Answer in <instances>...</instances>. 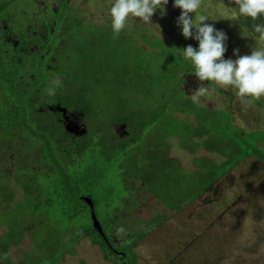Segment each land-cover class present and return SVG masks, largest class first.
<instances>
[{
    "label": "rangeland",
    "instance_id": "1",
    "mask_svg": "<svg viewBox=\"0 0 264 264\" xmlns=\"http://www.w3.org/2000/svg\"><path fill=\"white\" fill-rule=\"evenodd\" d=\"M76 1L66 0V3L70 4ZM87 1L88 5L94 9H100L101 4L104 9L105 2L109 7L113 3V0ZM169 1L173 6L174 0ZM58 3L62 5L65 2L58 0ZM223 5L227 8H237V5L230 0H203L198 12L190 14L193 17L199 14L207 15L209 20L205 23L213 25L217 30L223 31L227 35V51L223 59H237L238 57L233 55L234 50L237 49L239 55L243 56L251 55L253 47H264V42L249 34L253 23L251 18L247 20L238 18L234 12H230ZM108 10L110 12V9ZM166 11L165 9V14L162 16L155 12L152 17V25H150L151 29H156L155 25H159L160 30L168 31L167 38L177 34L182 35V27H175L177 22H173L172 19L168 20ZM174 14L179 18L181 10L174 7ZM50 16L51 18L55 17L53 14ZM15 20L20 21V18ZM256 22L264 23V16L258 18ZM137 23H139L138 20ZM129 24L127 27L131 26ZM58 25L59 21L56 26ZM192 31L194 32V29ZM130 32L127 29L125 35ZM55 33H58L57 30ZM117 41H127V44L131 46L132 56L138 60H141L145 54L149 64L157 72H168L173 75L174 69L179 71L183 69L185 72L189 70L187 60L180 57L176 50L181 49V44L176 46L164 43L165 46L161 47L160 45L153 53H147L143 50L140 52L141 49L137 47L131 37L124 39L121 36ZM152 45L156 44L152 43ZM133 46L136 50H133ZM68 48V54L76 52V50ZM2 50L3 46L0 45V107H3L4 101L6 102L10 97L13 99L11 103L15 107L25 108L27 99L31 98V95L34 96L33 92L37 90V87L46 82L45 76H41L37 71L28 70L25 73V80L29 85L25 87V91H28L25 93L19 92L21 91L18 90L19 87L14 86L15 83L24 86V82L14 72L13 82L10 80L11 86L10 82L3 85L1 70L7 71L5 65L8 60L2 54ZM112 50L105 52L104 41L96 46V51L103 52L106 56L109 55L116 66L122 67L126 61L125 55L118 54L117 51L112 55ZM129 54L127 52L126 55L129 56ZM167 57L171 60V64L169 61L167 63ZM66 67L68 71L70 70L66 77L75 82V94L86 89L88 95L91 82L84 77V73L86 75L92 73L78 60V57L70 59ZM12 70L23 71L21 65L18 64L12 65ZM126 71L130 72L127 77L109 74L104 85L94 86V90L90 91L89 102L82 103L81 108L88 113L91 123H98L96 119L99 116L105 121L104 124L91 126L93 134L102 130L99 127L106 126L108 122H130L136 127L131 138H133V134L138 135L135 143L124 140L121 145L117 142L102 144L96 141L101 137V134L98 133L93 136L95 139L90 143L89 148L85 152L82 151L81 156L74 157L72 164H67L63 156L57 155L59 167L55 168V171L48 176L33 175V183H28L29 186H26L25 181L28 176V173L25 175L24 172L25 164H17L18 159H14V167H9L10 154H4V156L1 152L0 195L3 187L6 193L11 194V202L1 206V208H6L1 214H7L14 220H17L18 217H24L26 220L25 224L22 222V226L26 227L25 231L21 227L20 229L16 228V231H20V233H12L15 242L19 238L21 239L16 247L11 246L8 249L10 258L8 260H12L16 264H116L114 256L109 257L110 263L104 260L98 247L90 244L94 241L99 242L100 238L96 236L98 232L92 228L90 208L81 199L86 197L93 202L96 217L102 228L108 232L111 230L108 222L110 211L116 207L121 209L122 214L124 213L121 199L129 200L132 205L146 201L152 210L142 208L141 216H148V221L155 226H159L161 221L162 227L155 232L156 235L153 236L151 244L146 240L139 242L135 247V254L143 261L138 264H264V162L253 156L249 157L248 154L254 153L252 148L248 149L249 151L244 149L248 153L249 159L241 161V164L230 172L226 173L225 170H221L224 167L228 168V165L220 166V163L225 159L217 155L209 156L215 160H207L206 153L208 151H204L201 139L204 135L196 136L194 133L189 136L188 140L183 139L185 132L183 121L173 118L169 126H166L165 115L157 114L161 107L173 109L175 96L169 98L167 93L162 90L165 92L164 98H169V100L158 105L156 102L165 100L159 98L162 96L161 92H148V89L142 87L144 84L142 80L138 82L144 93L137 91L138 89L128 80L133 81L139 77L140 68L138 66L129 67ZM171 79L173 80V77ZM168 80L172 83L171 86H175V81ZM123 84L125 86H122ZM218 87L232 94L231 110L235 111L233 118L235 114L243 115V113L246 115L252 113L257 117L256 122L250 124L240 117L233 119L235 128L245 135L248 130L249 135L238 136L228 133L225 136H231L232 142L246 148L253 145L257 147L256 143H260V147L257 148L264 152V96L254 100L251 105H247L241 103L237 91L231 86ZM30 92L32 94H29ZM117 92H122V94L119 96L114 94ZM41 93L46 94L48 91L41 88ZM75 98L78 97L75 96ZM114 98L128 100V104L122 108L121 103L113 101ZM134 101L152 102H138L137 105H134L132 104ZM203 102L208 107L215 109L225 108L223 107L225 103L217 92L201 97L198 106H201ZM136 108L137 116L134 111ZM231 110H219L222 111V114L218 118H224L222 131L227 128L226 123ZM20 113L22 114V112ZM5 115L6 113L0 115V118ZM186 116L192 123L189 114ZM9 119L11 117H8L0 125V132L7 136V139L2 143V134H0V149L17 147L16 139L12 134L14 130L12 122L7 124ZM20 120L16 118L14 126ZM139 127L140 131H138ZM148 127H151L152 138L167 140L166 144L158 143L156 146L169 147L171 149L170 159L173 161L163 160L165 149L153 150L155 154L159 155L158 159H152V162L146 159V151L150 147V142L147 143L146 138H150L151 133ZM107 128L104 127V130ZM204 128L209 129L207 124ZM19 135L24 137L22 129H19ZM182 144H187L188 147H183ZM152 149L154 148L152 147ZM19 151L15 152L14 158L18 157ZM133 154L144 156L137 162L141 178L135 175ZM230 154L231 160H239L238 153L230 151ZM259 154L264 155L262 152ZM50 161L51 159L45 152L38 156L39 171H44L45 166L49 167ZM181 165L186 169H182ZM2 168H5V171ZM123 169L132 172V178H135L134 181L137 182V185L128 182L126 176H123ZM209 174H213V177L221 174L223 177L219 178L215 184H211L209 183L211 177ZM141 182L145 183L141 184ZM70 186L74 187V191ZM139 188L144 189L151 196L147 193H144L146 198L142 197V194L138 196V192L141 190ZM200 194L201 196L195 200V197ZM2 198L3 196L0 197V202ZM185 205H188L186 209ZM121 220L122 217L118 219V223ZM4 231L7 232L5 226H2L0 235H3ZM8 234L11 235L10 232ZM21 234L22 236H20ZM4 235L7 234L4 233ZM138 237L135 236L132 242L137 241ZM125 248H129V246L126 245ZM165 248L173 250H168V257L164 256ZM182 254L184 255L183 259ZM129 258L132 260L130 255Z\"/></svg>",
    "mask_w": 264,
    "mask_h": 264
},
{
    "label": "flooded vegetation",
    "instance_id": "2",
    "mask_svg": "<svg viewBox=\"0 0 264 264\" xmlns=\"http://www.w3.org/2000/svg\"><path fill=\"white\" fill-rule=\"evenodd\" d=\"M64 2L65 3L60 5L58 0H0V45L3 46L2 54L5 55L8 60L5 65L7 71L3 72L1 70L3 85L9 83L10 80L13 82L14 72L16 76L24 82V86L17 83H15L14 86L19 87L18 90H21L19 91L21 93L28 92L25 91V87L29 85L25 80V73H27L28 70L37 71L41 76H45L46 81L43 85L37 87V90L33 92L34 96L31 95V98L29 97L27 99L25 108L19 106L15 107L14 104L11 103L13 99L10 97H8L9 99L6 100V102L4 101L3 107H0V115L6 113L4 117L0 118V125L8 117H11L7 124L12 122L14 128L12 134L17 142V147L0 149V154L1 152H3V155L10 154V160L8 159L10 161L9 167H14V159H18L16 161L17 164H25V175L28 173L27 178H25L27 183L26 186H29L28 183H33V175L48 176L50 173L54 172L55 168L57 169V167H59L56 159L57 155L63 156L67 164H72L74 157L81 156L82 151L85 152L93 139H95L93 136L98 133L101 134V137L96 139V141L102 144L105 142H117L121 145L124 140L128 142L133 141L135 143L138 135L133 134L134 136L131 138V134L133 132L135 133L134 130L136 127L130 122H108L106 126L103 125V127H99V129L102 130L93 134L91 126L93 124H104L105 121L99 116V119H96L98 123H91L88 113L81 108L82 103L86 101L89 102L90 91L94 90V86L104 85V81L109 74L127 77L129 72L126 71L127 68L139 67L140 60L133 57L132 52H129L130 54L128 57L126 55L128 50L131 49L127 41H117L121 36L125 39L129 35L136 43L137 47L141 49L140 52L144 50L147 53L149 51L153 53L155 49L151 48L152 43L157 44L159 43L158 40L167 45H176V43L179 45L181 44V49L186 48L188 45L196 49L199 48V43L195 39H185L182 35L178 34L167 38L166 34L168 31H163L158 28L151 29L150 25L142 24L139 19L135 18L129 19L126 24L130 23L129 25L131 26H126L125 29L121 30L119 37L114 38L113 31L110 29L112 28V19L108 13L110 7L106 2L104 4V9L102 8L103 4H101L100 9L90 7L87 0H77L75 3L73 2L70 4L68 2L66 3V0H64ZM80 2L83 4H79ZM8 6L10 7L8 8ZM165 9L167 10L166 17H168V20L172 19L173 22H177L178 18L174 14V6H172L171 1L168 0ZM51 14L55 15L56 18H51ZM156 14L162 16L159 9L156 11ZM18 17L20 21L15 20ZM137 20L139 23H137ZM57 21H59L58 26H56ZM174 26L177 27L178 24ZM127 29L131 32L125 35ZM55 30H57V34ZM102 31L107 33H103ZM79 34L80 36H78ZM103 41L105 52L106 50L109 51L113 49L111 52L112 55L115 54L116 51L118 54L125 55L126 61L122 67L116 66L114 62L111 61L109 55L106 56L103 52L100 53L96 51V46ZM68 47L76 50V52L74 51L72 54H68ZM77 57L78 60L85 65L87 70L95 76L94 80L96 83L89 86L90 91H88V95L86 89L75 94V82L71 78L66 77L70 72L66 67L69 60ZM187 63L189 70L181 73L178 84L184 94L190 97L193 92L201 86V82L192 74L195 69L191 61L187 60ZM16 64L21 65L23 71H13L12 65ZM55 79L60 80L61 84L59 87L53 84ZM170 81L173 80L170 79ZM12 82H10V86ZM208 83L215 86V89L217 88L215 93L217 92L221 100L226 102L228 107L231 106L232 94L214 85L213 82L205 81L203 85L206 87ZM123 86H125V84H123ZM41 88H44V90L55 88V95L50 96L48 93H41ZM137 89V91L142 92V87ZM29 94H32V92ZM114 94L119 96L122 92ZM75 96L78 98H75ZM186 96L185 98H187ZM90 99L93 101L92 98ZM113 101L121 103L120 106L122 108L128 104L126 100L114 98ZM138 102L150 103L143 101ZM205 104L206 103L203 102L201 105ZM134 111L137 116V108ZM20 112H22V114ZM165 114L171 117V109L162 111V115ZM16 118L21 120L14 126V120ZM104 127L108 128L104 130ZM148 128L151 132V127ZM19 129L24 131V137L19 135ZM138 131H140V127ZM0 134H2L3 143L7 139V136L1 132ZM151 140L153 141L152 132L150 133V138H146V142H150L149 146L152 143ZM158 143L166 144L167 140L161 138V142ZM158 143L154 146L151 145L149 149L147 148L146 159L151 162L152 159H158L159 155L157 153L155 154L153 150L165 149L166 152L163 154V160L173 161L170 159L171 149L169 147H157L156 145ZM152 147L154 149H152ZM17 151H19L18 157L14 158V154ZM44 152L49 156L51 161L49 162V167L45 166V170L41 172L39 171L40 167L37 165V161L38 156ZM142 157L144 156L141 154H133L135 175L139 178L142 176L140 169L137 167V162L138 160L140 161ZM8 160L6 161L8 162ZM2 170L5 171V168H2ZM122 173L123 176H126L128 182L137 185V182L134 181L135 178H132V172L123 169ZM142 183L145 182H141V184ZM70 188L74 191V187L70 186ZM72 190L71 193L73 192ZM31 193L32 191L30 194ZM144 193L147 192L141 189L138 192V196L142 194V197L146 198ZM83 198L86 197H82L81 199ZM152 200L157 202L153 198ZM121 202L124 206V213L122 214L119 208L115 207L112 209V211H110L111 215L108 218L111 230L108 232L102 228L104 237L96 234V236L100 238L99 242L94 241L90 244L98 247L101 256L110 263L111 260L109 257L114 256L117 261L116 264H122L124 258L120 253L125 254L126 264L143 263V261L138 258L137 254H135V247L139 242L146 240L151 244L153 236L156 235L155 232L161 229L162 223L160 221L159 226H155L148 221V216H141L142 208L152 210L148 207L146 201L144 203L140 202L138 205H132L129 200L123 198ZM144 204L145 207H143ZM188 205H185V209ZM121 217L122 220L118 223V219ZM135 236H139L138 240L132 242ZM126 245L129 246V248H127L128 250L125 248ZM171 248L172 246L170 249ZM168 250V248H165L163 251L166 257H168L169 251H173ZM129 255L132 260H130ZM183 257L184 255L182 254V259Z\"/></svg>",
    "mask_w": 264,
    "mask_h": 264
},
{
    "label": "clouds",
    "instance_id": "3",
    "mask_svg": "<svg viewBox=\"0 0 264 264\" xmlns=\"http://www.w3.org/2000/svg\"><path fill=\"white\" fill-rule=\"evenodd\" d=\"M203 0H174V7L181 10L177 20L182 27V35L185 39H195L199 48L188 45L184 49H176L178 54L186 60H190L195 71L194 74L201 82L189 98L193 103H199L201 97L215 92V86L203 82H213L218 86H231L237 91L242 104L251 105L254 100L264 96V47H253L251 55H239V50H234L233 55L238 58L223 59L227 51V35L217 30L213 25L205 23L209 17L199 14L193 17L202 6ZM237 8H227L234 12L236 17L253 21L250 35L264 42V23H257L258 18L264 16V0H230ZM168 0H113L110 7L112 19V31L114 38H118L121 30L125 29L126 22L132 18H139L140 23L152 25V17L159 9L165 14V6ZM159 29V25H155ZM195 29V33L192 31ZM160 35V30H159ZM57 87L59 79L53 81ZM48 95H55V88H49Z\"/></svg>",
    "mask_w": 264,
    "mask_h": 264
},
{
    "label": "trees",
    "instance_id": "4",
    "mask_svg": "<svg viewBox=\"0 0 264 264\" xmlns=\"http://www.w3.org/2000/svg\"><path fill=\"white\" fill-rule=\"evenodd\" d=\"M128 37H129V35H128ZM93 38H96V37H93ZM158 42H159V45H157V44L152 45L151 48L156 50L157 47H159L160 45H161V47L165 46L164 43H162L160 40H158ZM176 46H179V44L176 43ZM133 50H135V47L133 48ZM128 52H132L131 49L128 50ZM173 52H176V51H173ZM148 53H150V51ZM168 61L171 64V62H170L171 60H169V57H167V63H168ZM139 68H140V76L135 78V85H134V80L132 81L129 79V81H131V83L134 85V87L139 88V82L138 81L142 80V82L144 83V84H142V87L144 86L146 89H148V92H151V91L161 92L162 96H160L159 98H162V99H165L164 98L165 96H163L165 94V92L167 93V97H169V98L175 96V99H173V109H171V112H172L171 115L181 114V115L186 116L189 114V117H191L192 119H194L198 123V127L197 126L194 127V125L189 123V122L184 123V127H185V132H184L185 134L183 135L184 138H186L188 140L189 136H191L194 133L196 134V136L197 135H200V136L206 135L209 139L206 143L208 146V147H206V149L209 151H212V152L219 153L223 156L225 161L224 162L222 161L220 163V166L223 167V166L228 165V168L224 167V168H221V170L222 169L225 170L226 173L232 171L234 168L237 167V165H239L241 163V161L248 159V157H247L248 155H249V157L253 156L254 158L264 162V155L259 154L260 152L264 153L262 150H259L254 145L252 147L248 146V148H246L244 146L237 145L235 142H232L231 136H225L228 133H233V134L238 135V136H240V135L246 136L245 133L238 131L231 124V115H229L228 122L226 123L227 128H225V130H227L228 132L223 133V131H225V130L222 131L221 128L224 125V118H218V116H220L222 114V111L209 110L204 105L198 106L197 103H193L189 98H185V94L178 84L179 83L178 81H180V75L183 71L185 72V70L181 69L179 71V70L174 69L173 75L169 74L168 72L167 73L157 72L149 64L145 55H143L141 60L139 61ZM174 68H176V66H174ZM167 70H169V69H167ZM129 74H130V72H128V75ZM84 77L89 79V81L91 82L90 85H93V83L94 84L96 83L94 80V78H95L94 75H92V74L86 75L84 73ZM172 77H173V81H175V83H174L175 86H171L172 83L168 82L169 81L168 79H171ZM162 90H164L165 92ZM169 98L165 99V100H160L156 103L159 105L160 103L165 102L166 100H169ZM126 101H128V100H126ZM132 104L137 105L138 101H134ZM163 108H165V109H163ZM167 110H170V109L168 107H161L158 110L157 114L160 113L162 115V111H167ZM167 117H168V119H167ZM173 118L175 120H178V118L176 116L175 117H169L168 115L165 114L166 126H169V123L173 120ZM206 124L209 127L208 130L206 128H204ZM214 140H215V142L213 143ZM257 144H260V143H256V146H257ZM182 146L186 147L187 144H182ZM250 148H252L254 150V153L251 155L246 153L244 150V149H247V151H249L248 149H250ZM230 151H236V153L239 154V160L238 161L235 159L231 160ZM243 152H244V154H243ZM242 154H243V156L240 157ZM209 177H210L209 183L214 184L216 181H218L219 178H221L223 176L220 174L217 177H213V174H209ZM1 189H2V191H1L0 197L3 196V198L1 199V202H0V214L2 213V211H4L6 209L5 207L1 208V206H5L7 203L10 204V202H11V194L8 192L6 193V190L4 187ZM22 222H23V224L26 223V220H24V217H18L17 220H14L12 217H9V215H7V214H1V216H0V228L2 226H5V230L7 232L4 231V233L7 235H4V233H3V235H0V264H16L12 260H8V258H9L8 249L11 246L16 247V245L18 244V242L21 239V238H19L16 242L14 240L12 233L13 234L15 232L20 233V231H16V228L20 229L22 227L24 229V231L26 230V227L24 228L22 226ZM8 232H10L11 235H9ZM20 236H22V234ZM6 258H7V260H6Z\"/></svg>",
    "mask_w": 264,
    "mask_h": 264
},
{
    "label": "crops",
    "instance_id": "5",
    "mask_svg": "<svg viewBox=\"0 0 264 264\" xmlns=\"http://www.w3.org/2000/svg\"><path fill=\"white\" fill-rule=\"evenodd\" d=\"M236 102V101H235ZM225 103V105H223V107H225L224 109H215L214 107H208V105L207 104H205L204 106L206 107V108H208L209 110H212V111H214V110H228V111H230L231 109H232V103L230 104L231 106H227V104H226V102H224ZM231 107V108H230ZM233 112H235L234 110H231V113H230V115H231V124L235 127V123H234V121H233V119L234 118H238V117H240L242 120H244V121H246L247 122V124H250L251 122H256V116H254L252 113L251 114H249V115H246V113H243V115H236L235 114V117L233 118ZM177 117L178 118V120H180V121H183V123H186V122H189L190 123V121L188 120V118H187V116H184V115H181V114H176V115H171V117ZM190 120H191V124H193L194 126H197V121H195L194 119H192L191 117H190ZM246 130V129H245ZM185 134V133H184ZM246 135H249V131L248 130H246ZM183 139H186V138H183ZM201 139L203 140V146H204V151H208V153H206V156H208V159L207 160H215V159H211V157L213 156V155H217V156H219L220 158H223V156L221 155V154H219V153H216V152H212V151H209V150H207L206 149V147H208L207 146V141L209 140L208 139V137L206 136V135H204V137H201ZM158 142H161V139H158V140H156V139H154L153 138V141H152V143H151V145L152 146H154L156 143H158ZM215 142V140L213 141V143ZM212 143V144H213ZM150 145V146H151ZM186 147H188V145L186 146ZM257 147H260V144H257ZM233 153H236V151H233ZM209 154V155H208ZM209 156H211V157H209ZM249 159V158H248ZM241 164V163H240ZM239 164V165H240ZM184 165V164H183ZM183 165H181V168L182 169H186L185 167H183ZM215 184V183H214ZM200 196H201V194H200ZM199 195L196 197V199L195 200H197V198H199L200 197ZM195 200H193V201H195ZM192 201V202H193Z\"/></svg>",
    "mask_w": 264,
    "mask_h": 264
},
{
    "label": "water",
    "instance_id": "6",
    "mask_svg": "<svg viewBox=\"0 0 264 264\" xmlns=\"http://www.w3.org/2000/svg\"><path fill=\"white\" fill-rule=\"evenodd\" d=\"M83 200L87 203V205L89 206L90 208V211H91V215H92V228L98 232L99 235H101V237H104V233L102 231V226L100 224V222L98 221L97 217H96V214L94 212V204L93 202L90 200V199H87V198H83ZM122 254L124 260L122 262V264H126V258H125V254L124 253H120Z\"/></svg>",
    "mask_w": 264,
    "mask_h": 264
}]
</instances>
